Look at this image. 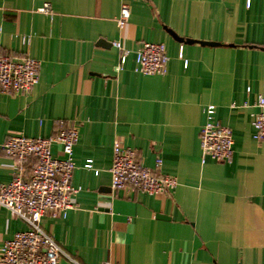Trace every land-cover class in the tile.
<instances>
[{
    "label": "crops",
    "instance_id": "1",
    "mask_svg": "<svg viewBox=\"0 0 264 264\" xmlns=\"http://www.w3.org/2000/svg\"><path fill=\"white\" fill-rule=\"evenodd\" d=\"M120 2L0 0V53L40 63L29 93L0 92V184L27 178L33 163L19 169L2 150L7 138L49 137L63 122L79 129V191L66 217L40 223L66 252L85 264H264V139L252 127L264 96V0H128L119 28ZM46 3L50 13L39 11ZM113 41L130 51L121 67ZM143 41L166 46L164 74L135 70ZM208 106L232 131L230 162L202 161ZM115 139L145 166L161 158L173 191L112 189ZM25 228L0 207V247Z\"/></svg>",
    "mask_w": 264,
    "mask_h": 264
},
{
    "label": "built area",
    "instance_id": "2",
    "mask_svg": "<svg viewBox=\"0 0 264 264\" xmlns=\"http://www.w3.org/2000/svg\"><path fill=\"white\" fill-rule=\"evenodd\" d=\"M245 2L249 7L251 0ZM39 11L50 13V5L44 4ZM129 17L128 0H121L117 26L123 27ZM112 45L120 51L121 67L130 51L119 41H113ZM133 53L135 70L140 74L165 73L169 57L163 43L143 41ZM39 65V61L29 55L17 58L0 53V92L29 93L38 82ZM255 106L253 137L261 140L264 139V96L257 94ZM78 139L79 129L61 122L49 137L11 136L3 142L2 150L16 160L19 169L23 170L22 164L28 159L33 163L27 178L18 174L11 181L0 184V207L26 224L24 230L15 232L1 244L0 264H85L66 252L40 223L45 214L64 218L74 208L72 199L79 187L72 183L73 147ZM199 139L202 161L206 158L219 163L232 160V131L215 119L213 106L206 109ZM54 144L60 147L58 155L52 152ZM84 166L92 169L91 160L88 159ZM161 166V158H156L153 168L143 165L134 148L115 139L109 168L111 187L114 190L130 188L147 194H170L178 184L177 178L162 172ZM94 173L98 174V170Z\"/></svg>",
    "mask_w": 264,
    "mask_h": 264
},
{
    "label": "water",
    "instance_id": "3",
    "mask_svg": "<svg viewBox=\"0 0 264 264\" xmlns=\"http://www.w3.org/2000/svg\"><path fill=\"white\" fill-rule=\"evenodd\" d=\"M172 35H173V37H174L176 40H178V41H180V42H194V40H192V39L182 38V37L177 36L176 34H172ZM102 41H103V40H101V43H102ZM199 43H201V44H209V45L216 44V42H207V41H200ZM162 217H163V216H162Z\"/></svg>",
    "mask_w": 264,
    "mask_h": 264
}]
</instances>
